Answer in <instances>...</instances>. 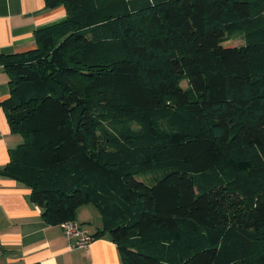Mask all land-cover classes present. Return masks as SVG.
Masks as SVG:
<instances>
[{"label":"trees","instance_id":"trees-1","mask_svg":"<svg viewBox=\"0 0 264 264\" xmlns=\"http://www.w3.org/2000/svg\"><path fill=\"white\" fill-rule=\"evenodd\" d=\"M46 2L66 16L0 54L43 219L94 204L123 264H264V0Z\"/></svg>","mask_w":264,"mask_h":264},{"label":"crops","instance_id":"crops-1","mask_svg":"<svg viewBox=\"0 0 264 264\" xmlns=\"http://www.w3.org/2000/svg\"><path fill=\"white\" fill-rule=\"evenodd\" d=\"M64 5L46 0H0V54L37 47L35 32L66 16ZM10 95V77L0 64V264H123L117 244L96 237L87 247L71 250L61 224H50L30 196V187L6 173L11 150L24 137L11 131L3 102ZM76 220L95 232L102 219L94 204L77 210Z\"/></svg>","mask_w":264,"mask_h":264},{"label":"built area","instance_id":"built-area-1","mask_svg":"<svg viewBox=\"0 0 264 264\" xmlns=\"http://www.w3.org/2000/svg\"><path fill=\"white\" fill-rule=\"evenodd\" d=\"M61 225L71 250L87 247L96 238L83 223L76 219L65 221Z\"/></svg>","mask_w":264,"mask_h":264},{"label":"rangeland","instance_id":"rangeland-1","mask_svg":"<svg viewBox=\"0 0 264 264\" xmlns=\"http://www.w3.org/2000/svg\"><path fill=\"white\" fill-rule=\"evenodd\" d=\"M231 41L235 45H241L244 43V40L241 37L233 38ZM182 85L186 87L187 81H182ZM163 174L164 173L162 171H156V172L149 173L147 175H141L138 178L148 184H151L154 181V178L162 177ZM87 225L90 231H94L93 227H91L88 223ZM240 238H241L240 236L235 235V240L232 243L233 249H230L228 252H226L225 262H228V263L234 262L236 258H238L239 255H243L242 252L240 253V248H239V247H242V244H239Z\"/></svg>","mask_w":264,"mask_h":264}]
</instances>
